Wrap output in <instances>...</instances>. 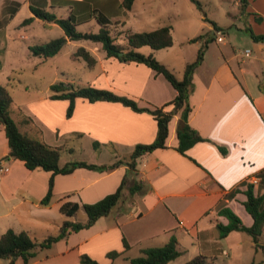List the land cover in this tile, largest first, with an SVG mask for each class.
Wrapping results in <instances>:
<instances>
[{
  "label": "crops",
  "instance_id": "1",
  "mask_svg": "<svg viewBox=\"0 0 264 264\" xmlns=\"http://www.w3.org/2000/svg\"><path fill=\"white\" fill-rule=\"evenodd\" d=\"M153 5L159 11L147 12ZM31 7L46 9L58 17L71 16L77 28L93 24L98 32L101 21L111 28L115 26L123 30L121 35H126L129 23L145 20L154 30L167 25L165 21L170 18L190 19L196 9L189 0H135L129 10L124 8L123 0H0V38L9 36L29 40L33 42L28 45L30 50L32 45L50 41L42 40L45 32L61 29L57 38L66 37L67 44H73L77 49L85 47L97 59L95 67L101 69L90 80V85L130 96L140 107H162L176 97L177 90L163 74L143 63L107 56L100 42L70 40L58 24L35 16ZM30 17L33 20L24 23ZM242 27L246 29L243 24L237 29L241 31ZM11 28L15 29L13 36L8 35ZM172 35L171 46L148 49L146 54H153L167 67L184 74L187 64L197 58L200 40L195 43L200 46L195 58H185L178 67L161 53L175 45L173 31ZM194 35L188 34V41ZM250 44L252 49L247 48L250 50L246 55L248 58H241L232 47L229 54L223 53L214 61L205 56L195 70L194 90L190 96L193 110L189 122L205 141L196 143L186 154L178 151L179 115H175L169 124L167 147L157 148L138 159L135 175L148 190L134 195L126 190L123 199L109 215L99 218L89 228L70 233L49 248H38L29 264H81L82 254L106 264H116L120 259L130 262L131 258L141 254L142 249L166 244L173 234L185 252L182 256L189 252L188 247L181 246L184 236L188 235L191 244L196 246L195 256L213 257L217 251L225 249V241L234 237L239 241L249 240V246L257 252L253 239H246L242 231H232L220 238L216 226L217 222L228 223L227 217L219 214L223 206L235 211L245 225L253 224L254 219L244 205L247 200L245 191L251 179H259V183L254 184L255 194H264V42L251 40ZM5 49L0 41V50L3 51L0 63L4 64ZM145 49L146 46L138 48L139 51ZM51 95L33 103L37 109L25 111L24 114L34 122L29 125L19 123L21 130L32 136L39 135L52 145L66 144L63 137H75L83 151L92 150V160L83 158V161L112 164L128 159L138 144H150L156 139L157 120L149 112L135 111L121 102H92L78 97L73 114L68 117L70 100L52 99ZM40 125L43 129L46 126L49 132L42 131ZM95 142L99 143L98 148H95ZM0 147V165L9 168L0 173V235L13 229L26 231L37 241H43L53 233H59L67 221L63 222V217L70 218L60 210L64 201L80 204L99 201L117 190L128 171V166L123 163L110 171L79 167L68 174H57L52 199L45 205L41 201L48 192L51 172L41 168L30 170L22 160L6 159L10 148L1 124ZM220 147L226 148V154ZM68 161L72 160L63 162L61 159L60 164ZM236 189L238 191L230 196ZM232 246L235 248L237 244L233 242ZM111 251H118L120 255L110 258L108 253ZM8 262L0 259V264ZM16 264L24 263L17 260Z\"/></svg>",
  "mask_w": 264,
  "mask_h": 264
},
{
  "label": "trees",
  "instance_id": "2",
  "mask_svg": "<svg viewBox=\"0 0 264 264\" xmlns=\"http://www.w3.org/2000/svg\"><path fill=\"white\" fill-rule=\"evenodd\" d=\"M134 1L135 0H123L124 8L127 10L131 9ZM191 1L198 7H202L199 0ZM241 4H246V0H241ZM31 8L35 16L58 24L70 40L85 39L100 42L107 56H115L122 61L143 63L156 72L163 74L177 90V95L172 101L162 107L149 108L140 107L138 101L130 96L119 94L109 89L98 88L94 85L89 84L75 87L70 84L66 85L63 82L53 83L51 85L53 91L51 98L70 100V105L67 110L68 117L73 114L76 98L83 97L92 102L98 100L121 102L135 111L149 112L155 116L158 125L156 139L150 144H138L128 159H120L112 164L104 165L88 163L83 160H72L61 165L60 160L63 152L72 153L74 149L72 147H67L66 144H49L39 135L32 136L22 131L19 123L29 125L33 124L34 121L30 116L23 113L20 122L17 123L11 116V107L14 102L13 96L5 85L0 84V124L4 128L10 148L6 158L22 160L30 170L41 168L52 174L49 181V189L41 201L42 204L47 205L50 203L53 196L54 177L57 174H68L79 167L110 171L123 163L128 166V171L117 190L107 194L99 201L83 204L75 201H64L62 203L60 210L69 217L75 216L82 207L87 214L86 221L67 220L61 226L58 234L50 235L43 241H37L26 231L16 232L13 229H9L1 234L0 259L9 260L6 264H16L17 260H22L24 264H29L32 258L36 256L38 248H49L55 242L66 238L70 233L91 227L99 218L107 216L112 212L115 206L123 199L126 190L129 191L130 195L145 193L148 190L147 185L135 175L138 170V159L142 155L152 152L157 148L167 147L166 141L169 136V124L175 115H179L177 126V136L179 140L177 146L178 151L186 154L196 143L206 140L189 122L193 110L190 103V96L194 90L193 78L195 70L203 62L205 52L209 44L215 40L214 37L209 34L205 37L204 34H201L197 39L193 40L197 41L204 37L206 38L199 49L196 60L187 64L183 77L178 78L169 67L158 61L153 54L146 55L138 50V48L142 46H150L154 50L171 46L173 44L171 25H165L151 31L126 32L125 37L127 44L122 46L116 42L115 36L111 33V27L107 25V23L100 21L102 26L98 32H83L77 29V24L71 16L58 17L55 13L46 9L37 7ZM205 19L208 20V18ZM32 20L33 17L27 18L24 20V23H29ZM211 23L215 30H223L215 21H211ZM249 33L254 41L264 42V34H255L252 30H250ZM66 41L67 38L63 36L45 43L32 45L30 46V50L34 55L49 58L59 53ZM121 52L123 53L121 54ZM72 58H83L87 61L89 67H94L97 63V59L85 47H79L72 54ZM169 107H171L170 110L168 109ZM94 146L98 148L99 143L95 142ZM220 150L223 154L227 152L224 147H220ZM237 191L238 189L234 190L230 196L234 195ZM245 193L247 195V200L244 202V205L254 219L253 224L251 226L245 225L241 217L235 211L230 207L223 206L220 208L219 214L227 217L228 223L224 224L222 222H217L216 226L219 231V236L220 238H224L232 231L246 232L252 236L255 249L258 250L261 248L264 250V244L261 242V237L264 232V194H255L254 183L251 182L248 183ZM124 244L126 248L129 247L126 239H124ZM183 254L184 250L179 247V241L173 234L166 244L144 248L141 250V254L131 258L130 262L131 264H169V262L177 259ZM119 255L120 252L118 251H111L108 253L110 258H116ZM80 262L81 264H102L88 254H82L80 256ZM209 263L208 257L202 254L185 262V264ZM251 264L257 263L253 261Z\"/></svg>",
  "mask_w": 264,
  "mask_h": 264
},
{
  "label": "rangeland",
  "instance_id": "3",
  "mask_svg": "<svg viewBox=\"0 0 264 264\" xmlns=\"http://www.w3.org/2000/svg\"><path fill=\"white\" fill-rule=\"evenodd\" d=\"M189 1L196 9L193 17H190L188 20H175L170 18L165 21L167 25L172 26L175 45L171 48L162 50L161 53L167 56L166 58L171 64H177L179 67L181 66L180 63L182 64V62L185 61V58H193L195 54H197V47L199 46L195 44L199 40H193L197 39L201 34H204L205 37L209 34L215 38L209 45L210 49L208 48L205 52L206 55H204V57L206 56L207 59L214 61L217 56H222L223 53L229 54L230 50L232 51V47H235V50L240 53L241 58H248V56H246L248 55L246 51L248 50L247 48H250V50L252 49L250 43L251 40H253L249 33L250 30L255 34L259 31L264 32V0H246V4L244 5L238 3L239 0H199L202 5L201 8L191 0ZM158 11L159 8L153 5L147 12L155 13ZM205 17H208V20H206ZM211 21H215L223 30H215ZM242 24L246 26V29L242 27L243 30L240 31L237 28ZM151 26L152 25H148L145 20L138 23H129L127 25L129 31L126 32L150 31L152 28ZM77 29L80 31L97 32V28L93 24L82 25ZM60 30L49 31L47 33L43 32L42 40L45 41L57 38L60 34ZM8 33V35L13 36V34H15V29L11 28ZM111 33L115 36L118 44L123 46L127 43L125 35H121L123 30L116 29V27L113 26L111 28ZM194 33L196 35L188 41V34ZM221 34L225 35L226 42L218 41V36ZM205 37L199 41L200 46H202L204 39H206ZM0 41L6 46L4 50L5 64L0 63V84L5 85L13 96L14 102L11 107V116L17 123H19V119L25 111L30 112L33 109H37L35 108L36 104L33 103L47 98L53 93L51 89L53 83L63 82L66 85L70 84L75 87L86 86L90 84L89 82L91 79L99 74L101 69L100 66H94L95 68L89 67L87 61L83 58L73 59L72 53L77 50V47L73 44L65 43L59 53L49 58H44L34 55L29 50L28 45L33 43L29 40L1 36ZM88 42L91 43L90 41ZM224 43L228 45L225 46ZM148 49L152 48L146 46L145 51L140 52L146 54ZM1 52L3 51L0 50V53ZM157 60L160 61L159 59ZM169 69L179 78H182L184 75L183 71L176 72L171 67ZM65 123L66 118L63 115V125H65ZM39 128L42 131L45 130L49 132L46 126H44L43 129V125H40ZM48 139H52L50 134L48 135ZM63 139H65L67 147H72L74 149L72 153L63 152L61 157L63 162L68 159L83 160V158H86V160H92L90 154L92 150L83 151L77 138L72 137L68 139L67 137H63ZM65 219L84 221L87 219V214L81 207L76 216L70 218L63 217V222ZM39 234L41 233L39 232ZM53 234L56 235L58 232ZM242 235L246 239H253L252 236L250 237L247 233L242 232ZM191 241V236H184L181 246L183 248L188 247L187 250L189 252L175 259L172 264H185V262L196 255V246L191 244ZM233 242L237 244L235 248L232 246ZM253 242L252 240V243ZM261 242L264 244V234H262ZM249 245H251L249 240L239 241L237 237L231 238L229 241L224 242V250H219L213 257H208L209 264H251L253 261L257 264H264V250L260 248L256 252L254 248ZM116 264H130V262L120 259Z\"/></svg>",
  "mask_w": 264,
  "mask_h": 264
},
{
  "label": "built area",
  "instance_id": "4",
  "mask_svg": "<svg viewBox=\"0 0 264 264\" xmlns=\"http://www.w3.org/2000/svg\"><path fill=\"white\" fill-rule=\"evenodd\" d=\"M225 35L224 34H221L218 36V41H223L225 40ZM247 54H250V50L248 49L246 51ZM9 170V168L7 166H2L0 165V172H7ZM251 183H254V184H258L259 183V179L258 178H254V179H251Z\"/></svg>",
  "mask_w": 264,
  "mask_h": 264
},
{
  "label": "water",
  "instance_id": "5",
  "mask_svg": "<svg viewBox=\"0 0 264 264\" xmlns=\"http://www.w3.org/2000/svg\"><path fill=\"white\" fill-rule=\"evenodd\" d=\"M123 52H121V54H122Z\"/></svg>",
  "mask_w": 264,
  "mask_h": 264
}]
</instances>
